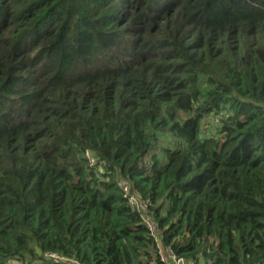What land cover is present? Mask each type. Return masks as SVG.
I'll use <instances>...</instances> for the list:
<instances>
[{
    "label": "trees",
    "instance_id": "16d2710c",
    "mask_svg": "<svg viewBox=\"0 0 264 264\" xmlns=\"http://www.w3.org/2000/svg\"><path fill=\"white\" fill-rule=\"evenodd\" d=\"M168 246L264 264V0H0V264Z\"/></svg>",
    "mask_w": 264,
    "mask_h": 264
},
{
    "label": "built area",
    "instance_id": "2783aa9c",
    "mask_svg": "<svg viewBox=\"0 0 264 264\" xmlns=\"http://www.w3.org/2000/svg\"><path fill=\"white\" fill-rule=\"evenodd\" d=\"M123 188L126 194L129 195L130 201L134 204H136V207L138 209H141L143 207H147V203L138 200L137 195L133 192L130 191V185L128 182H123ZM144 222L149 226V228L152 231V234L154 237H158L156 230H155V225L152 219L150 218L149 213H143L142 215ZM161 252V258L166 264H195L194 261H188L185 258L177 255L170 246H168L167 250L164 251L162 247L160 248ZM48 256L50 257H56V258H62V256L58 255L55 252H48Z\"/></svg>",
    "mask_w": 264,
    "mask_h": 264
}]
</instances>
